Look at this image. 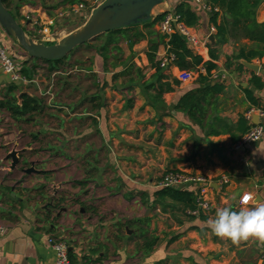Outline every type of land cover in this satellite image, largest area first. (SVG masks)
<instances>
[{
	"label": "crops",
	"instance_id": "obj_1",
	"mask_svg": "<svg viewBox=\"0 0 264 264\" xmlns=\"http://www.w3.org/2000/svg\"><path fill=\"white\" fill-rule=\"evenodd\" d=\"M11 1V10L16 9L19 23L25 30L32 31L27 33L29 37H34L35 32L26 20L27 16L56 21L58 11L67 5L65 0H59L47 9V0ZM182 1L185 0L166 1L158 15L174 11ZM188 2L199 17L198 26L194 28L198 36L205 39L215 35L216 31L212 33L215 27L210 20L211 13L204 2ZM89 19L83 14L64 21L68 20L66 24L81 21L69 33L72 34ZM257 20L264 23V0L257 10ZM60 23L59 29L64 31L61 26L65 25ZM155 31L160 34L159 24ZM151 38L147 36L132 50L129 48L130 54L119 58L118 64L110 66L108 71H105L104 61L99 55L87 57L82 69L75 71L79 74L80 85L66 88L65 93L72 89L77 93L73 106L82 113L75 119L79 128L77 134L71 138L61 133L58 137L68 147L77 142L84 146L90 144L86 160H94L95 163L90 171H82L89 179H77L69 184L72 191L61 194L66 200L59 212L49 216L47 203L41 201L47 193L41 188L23 189L16 195L14 188H2L0 183V221L4 226L0 234V264H56V254L49 243L51 237L68 243L69 253L77 264H264V241L233 242L217 237L208 225L219 208L239 211L240 197L245 192H251L258 200L264 201V136L258 143L235 150V145L246 134L239 125L241 118H245L249 130L256 125L254 117L252 121L246 118L247 112L254 109L246 91L254 92L264 104V89L255 90L252 85L255 76L264 82V74L257 75L246 67L239 69L236 60H229L242 45H251L250 42L230 39L219 45L216 37L214 45L210 42L203 58L211 60L210 47L217 51L215 63L218 69L213 72L212 79L219 82L224 90L209 108V122L207 128L202 129L187 114L176 110L181 97L199 87L197 78L174 86L173 82L178 80L181 72L177 67L158 72L148 62L146 52ZM0 41L16 56L22 69L28 57L15 38L1 26ZM138 50L141 51L137 54ZM164 52L165 48L161 47L159 59ZM252 63L260 65L264 71V57ZM132 64L136 65L134 69H130ZM160 83H169L175 89L158 99ZM11 84V78L4 74L0 65L1 100ZM98 105L101 107L97 108ZM213 132L220 135H213ZM39 134L40 142L51 136ZM29 146L25 145L20 150L24 151L21 164L27 155L35 159L34 148H27ZM3 148L0 147V151ZM67 151L60 145L58 151L51 147L42 152H59V158L68 163L72 159L65 155ZM9 153H5L3 158L6 167L0 165V170L5 168L15 172L17 168L11 170L10 161L6 160ZM102 157L108 158L105 167V159L103 163L100 161ZM40 164L47 163L28 162L33 169L41 167ZM88 164L89 161L84 162L83 167L87 168ZM75 169L68 170L66 165L63 172L74 174ZM170 172L198 174L210 181L208 200L211 209L202 213L206 217L204 220L200 218L201 214L189 218L180 205L166 209L154 205L156 185L162 175ZM110 175L113 178L104 181L105 185L98 184V180L103 181ZM223 176L229 178L224 187L220 184ZM81 181H88L86 189L78 184ZM91 182H97V191L106 192L105 198L89 200ZM105 207L110 211V218L101 217ZM127 222L134 223V233L128 227L123 231L119 229ZM152 234L159 237V243L152 252L145 254L139 244L142 238Z\"/></svg>",
	"mask_w": 264,
	"mask_h": 264
},
{
	"label": "trees",
	"instance_id": "obj_2",
	"mask_svg": "<svg viewBox=\"0 0 264 264\" xmlns=\"http://www.w3.org/2000/svg\"><path fill=\"white\" fill-rule=\"evenodd\" d=\"M67 3L73 4L76 0H65ZM190 0H185L179 3L175 8V13L179 16L180 21L185 23L190 28H196L199 23V17L192 7ZM207 7H210V20L216 29L215 37L218 40V44H224L229 42L230 39L234 40H248L251 45H242L240 50L234 54L229 60H236L237 67L243 69L244 66L241 61L253 62L257 59L264 57V23H259L257 20V10L262 0H202ZM11 0H4L5 6L11 10ZM164 14L157 15L152 21L138 25L128 27L126 29L114 31L102 35L95 42H99L105 38L104 44L97 50V54L104 61V69L108 71L110 66L114 67L118 64L119 56L116 53H121L120 44L122 41L128 43L129 48L132 50L135 45L140 41L145 40L147 36H151L149 39L148 51L146 57L150 65L154 66L158 72L163 69L160 67L161 61L158 57L161 47L168 49V54L173 55V65L182 72H197L199 77L197 82L200 84L198 88L187 92L181 97L176 106V110L187 114L190 120L202 129L207 128L209 118V108L216 102L217 97L223 92L224 88L219 82H215L212 79V74L218 69L215 61L218 60L217 51L210 47L211 60L205 61L202 56L194 54V52L188 47L187 42L180 34H173L170 37H166L155 31V26L159 24L164 18ZM16 17V16H15ZM143 26V29L141 27ZM95 42L87 43L86 45L76 49L71 55L75 54L82 48L92 49V45ZM210 46V45H209ZM28 57V56H27ZM69 58V57H68ZM67 59L61 61H30L28 58L23 63L22 75L32 81L38 75L40 70L39 64L44 63L48 67L49 76L61 72V66H63ZM87 62H82V65ZM79 62L70 64L71 68L79 69ZM135 64L130 66V69L135 68ZM82 69V68H80ZM200 69H204L205 73H202ZM163 76V75H162ZM160 75V77H162ZM96 79V76H94ZM181 82L177 79L174 80V86H180ZM169 83H160L158 87V99H162L167 93L174 91V86ZM252 85L255 90L264 89V82L260 77L255 76L252 79ZM67 81L64 84V90L70 88ZM18 91V85L11 84L7 93L0 101V109L8 112L17 121L26 120L27 118L41 115L46 109V105L42 100L34 98L30 95H24L21 100L15 95ZM246 95L255 109L264 108V104L260 99L255 97L254 92L247 90ZM96 98V97H95ZM101 106L98 105L97 108ZM24 121V122H26ZM239 125L242 132L247 133L249 131L247 121L245 118H241ZM213 135L219 136V132H213ZM37 135L33 136L35 142L40 143ZM234 141H237L233 137ZM19 166L28 168V162H23ZM83 189L88 186V181H81L78 183ZM86 192V191H85ZM143 195H145L143 193ZM154 205H160L164 209L175 208L174 205H180L182 211L189 218H193L190 212L197 211L198 209V197L191 190L175 189V188H163L158 189L153 194ZM65 197H52L47 198V194L41 197V201L47 203L50 209L49 216L53 212H59L63 208L65 203ZM170 203V204H169ZM80 204V203H79ZM153 205V206H154ZM85 208L84 204H80ZM86 209V208H85ZM201 219H205L201 213ZM132 222H127L124 225H120L121 231L125 230V227L129 229L133 228ZM159 243V237L152 234L142 238V243L139 244L140 250L148 254L152 252ZM69 259L72 264H77L69 253Z\"/></svg>",
	"mask_w": 264,
	"mask_h": 264
},
{
	"label": "rangeland",
	"instance_id": "obj_3",
	"mask_svg": "<svg viewBox=\"0 0 264 264\" xmlns=\"http://www.w3.org/2000/svg\"><path fill=\"white\" fill-rule=\"evenodd\" d=\"M51 1L52 0H47V9L48 6L56 5V3H59V0H54L53 2ZM60 1L63 2L64 0ZM160 9L161 6L155 9V11L153 12V18L158 15ZM11 12L15 16L17 15L16 9H12ZM67 22L68 20L61 22L62 24L60 23V25H65L61 26V29H64L65 31V36H68V34L73 29H75L81 24V21L70 22L69 24H66ZM26 32L30 34L32 31H29V29L26 28ZM104 42L105 38H103L99 42H95L92 45L91 50L87 48H82L75 54L69 55L67 62L63 66H61L62 71L57 74L49 76L47 65L41 63L39 64L40 70L38 71V75L34 78V81L32 83L17 84L18 91L15 93V95L18 97L19 100H21V97H23L24 95H30L34 98L42 100L46 105V109L43 114L27 118V121L24 120L26 122H24L23 120L17 121L8 112L0 109V147H4L2 151H0V165L6 167L3 161L5 153L7 154V152L20 151L25 145L29 146L31 144V146L27 148H34L33 151L35 153V159L27 155L25 156L24 162H46V165L40 164L41 167L37 166L35 167V170L47 171V173H39L37 175L35 173L27 175L23 173L25 167L22 166H18L15 172L7 171V169L5 168H3L4 171H1V168L0 183L2 188H14V194L16 195H19L20 191L23 189L41 188L45 190L44 192L47 193V198H60L62 196V193L66 191H72L69 187V184H71L72 182L77 181V179H80L81 177L82 179H89L82 173V171H87V169L88 171H90V169H92L93 167V164L95 163L94 160L93 162L90 159L86 160V155L89 154L88 150L90 144H88L89 146H84L77 142L74 145L68 147L66 143L60 142V138L58 137L61 133H64L67 134L68 137L73 138L79 130L78 123L75 122V119L79 117L78 114L82 113L81 110H75L73 106L77 97V93L75 92V90L72 89V91L65 93L63 86L66 81L74 88L80 85L81 82H79V74L75 72V68L70 67V64L79 62L81 64L78 68H82V62H86L87 57L91 58L94 54L98 55L97 50L104 44ZM120 47L121 53H116L115 55H118L121 58L124 55L130 54L131 51L126 41H122ZM140 51L141 50H138L136 53L138 54ZM198 77L199 73L194 72L193 80H195L196 78L198 79ZM39 78L41 79L39 80ZM52 81L53 86L51 88L50 85L52 84ZM88 85L89 84H87V86ZM84 86H86V84ZM68 96L71 98L66 99ZM0 101L2 100L0 99ZM39 133L46 135V137H48L47 135L51 136L48 137L46 140L44 139V141L40 143L32 142L31 138H33L34 135H40ZM60 145L67 148L68 151L65 152V155H67L68 158H71L72 161L66 163L64 160L60 159L59 152L47 154H43L42 152L43 150H48L51 147H55V149L58 151ZM106 160H108L107 157L100 158V161H102V163L104 162V167L107 163ZM87 161H89V166L87 168H84V162ZM90 164L92 165L90 166ZM8 165L11 166V161L10 163H8ZM66 165L68 167V170L73 168H77V170H74V174L63 172L65 170ZM164 175L161 176V179ZM112 178L113 175H110L107 176L105 180H98L97 182L98 184H101L103 186L105 185L104 181H108ZM97 182H91L89 189L92 190V192L89 197V200H93L98 197H106V192L104 190H96L95 185ZM7 192L8 191H6V193ZM101 212V217L110 218V211L106 207L105 210ZM153 214L155 216V213ZM131 229L134 233L133 228Z\"/></svg>",
	"mask_w": 264,
	"mask_h": 264
},
{
	"label": "built area",
	"instance_id": "obj_4",
	"mask_svg": "<svg viewBox=\"0 0 264 264\" xmlns=\"http://www.w3.org/2000/svg\"><path fill=\"white\" fill-rule=\"evenodd\" d=\"M107 0H77L73 4L67 3V5L60 9L57 13L56 21L53 19L43 20L40 18H33L27 16L26 20L31 23L35 36L31 37L34 42L44 45H54L59 43L64 39L65 31H61L58 26V22H62L67 18L82 16L83 14L90 17L93 10L103 4ZM202 1V0H201ZM200 2V0H196ZM207 7V6H206ZM210 11L211 8L207 7ZM160 34L170 37L173 34H180L187 42L188 47L194 52V54L199 56H204V53L208 51L210 44V35L205 39H201L194 28L188 27L185 23L180 21L179 16L175 13V10H171L165 13L164 18L159 23ZM216 31L215 28L212 29V33ZM168 49H165L164 54L160 58L162 69H168L174 66L173 55L168 54ZM0 65L4 74L11 78V81L16 84H29L34 80L30 81L26 79L19 67L17 58L11 51L4 46L0 41ZM77 70V69H76ZM203 73L204 69H200ZM40 80V78H39ZM178 80L183 83H190L193 81V72H180ZM53 81L50 87L52 88ZM50 91V90H49ZM49 94V92H48ZM257 116L259 118V123L252 125L250 130L244 135L241 141L235 145V150L245 148L247 145H252L261 141L264 136V108L251 109L247 112L246 118L249 121L253 120V117ZM229 183V178L223 176L221 178V186H226ZM157 189L163 188H175L184 189L192 188L191 191L195 193L198 197V209L197 211L190 212L192 215L199 216L201 213H207L211 209L210 202L208 200V195L211 191V183L204 176L198 174H188L184 172H170L166 173L161 181L156 185ZM4 226L0 221V234L3 233ZM49 243L51 244L55 254H56V264H72L69 259V245L64 239H58L55 237L49 238ZM1 253V249H0Z\"/></svg>",
	"mask_w": 264,
	"mask_h": 264
},
{
	"label": "water",
	"instance_id": "obj_5",
	"mask_svg": "<svg viewBox=\"0 0 264 264\" xmlns=\"http://www.w3.org/2000/svg\"><path fill=\"white\" fill-rule=\"evenodd\" d=\"M166 1L170 0H107L93 10L90 19L80 30L69 34L54 45L34 42L13 13L5 6L4 0H0V26L15 38L30 61H61L67 59L76 49L87 43L95 42L102 35L152 21L155 9ZM209 39L214 45L215 35H210ZM241 64L257 75L264 74L258 64L247 61H241ZM254 118V123L258 124L259 118L257 116ZM23 153L24 151H12L8 154L6 160L11 161V170H15L21 164ZM23 172L27 175L39 173L32 167L24 169Z\"/></svg>",
	"mask_w": 264,
	"mask_h": 264
},
{
	"label": "clouds",
	"instance_id": "obj_6",
	"mask_svg": "<svg viewBox=\"0 0 264 264\" xmlns=\"http://www.w3.org/2000/svg\"><path fill=\"white\" fill-rule=\"evenodd\" d=\"M239 203V211L227 207L217 209L215 218L208 221L211 231L217 237L233 242L264 241V201L258 200L251 192H245Z\"/></svg>",
	"mask_w": 264,
	"mask_h": 264
},
{
	"label": "flooded vegetation",
	"instance_id": "obj_7",
	"mask_svg": "<svg viewBox=\"0 0 264 264\" xmlns=\"http://www.w3.org/2000/svg\"><path fill=\"white\" fill-rule=\"evenodd\" d=\"M48 211L50 212V209L48 208Z\"/></svg>",
	"mask_w": 264,
	"mask_h": 264
}]
</instances>
